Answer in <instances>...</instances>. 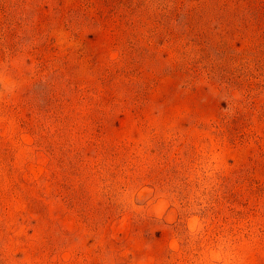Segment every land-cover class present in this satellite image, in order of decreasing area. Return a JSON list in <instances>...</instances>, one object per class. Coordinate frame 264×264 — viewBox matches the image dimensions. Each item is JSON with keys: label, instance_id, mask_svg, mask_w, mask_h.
Wrapping results in <instances>:
<instances>
[{"label": "rangeland", "instance_id": "rangeland-1", "mask_svg": "<svg viewBox=\"0 0 264 264\" xmlns=\"http://www.w3.org/2000/svg\"><path fill=\"white\" fill-rule=\"evenodd\" d=\"M0 264H264V0H0Z\"/></svg>", "mask_w": 264, "mask_h": 264}]
</instances>
